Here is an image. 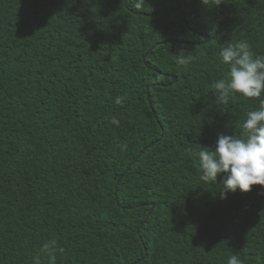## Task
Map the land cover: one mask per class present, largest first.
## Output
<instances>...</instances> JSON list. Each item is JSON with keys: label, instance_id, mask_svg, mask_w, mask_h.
I'll return each instance as SVG.
<instances>
[{"label": "trees", "instance_id": "16d2710c", "mask_svg": "<svg viewBox=\"0 0 264 264\" xmlns=\"http://www.w3.org/2000/svg\"><path fill=\"white\" fill-rule=\"evenodd\" d=\"M136 2L0 0V264L51 239L56 264H264V187L222 199L196 155L258 107L210 85L229 43L264 55V0Z\"/></svg>", "mask_w": 264, "mask_h": 264}, {"label": "clouds", "instance_id": "9594fccd", "mask_svg": "<svg viewBox=\"0 0 264 264\" xmlns=\"http://www.w3.org/2000/svg\"><path fill=\"white\" fill-rule=\"evenodd\" d=\"M145 0H137L134 7L140 9ZM207 5L209 0H202ZM219 6L222 0H214ZM220 62L228 66L225 77L214 81L210 87L216 99L226 103L228 99L237 94L245 98H257L258 107L248 111L242 124L245 135L220 134L215 147L203 146L197 150L201 168L200 180L217 183L221 177V198L226 199L228 193L239 190L242 193L251 191L252 186L264 187V55H255L246 40L229 43L220 49ZM191 56H179L178 65L190 63ZM117 104L122 98H117ZM111 124L119 125V120L113 116ZM120 150L126 151L127 145H121ZM264 195V192L260 193ZM62 252L57 241L51 239L43 243L39 253L33 257V264H42L41 257L47 259L48 264H56V253ZM227 264H243L239 255L233 253L227 259Z\"/></svg>", "mask_w": 264, "mask_h": 264}, {"label": "bare ground", "instance_id": "6f19581e", "mask_svg": "<svg viewBox=\"0 0 264 264\" xmlns=\"http://www.w3.org/2000/svg\"><path fill=\"white\" fill-rule=\"evenodd\" d=\"M3 73V72H2ZM6 74V73H5ZM21 76V75H20ZM32 77V76H31ZM22 78V77H21ZM4 82V81H3ZM18 82V81H17ZM60 83V82H59ZM63 84V83H62ZM5 85V84H4ZM20 86V85H19ZM18 86V87H19ZM6 87V86H5ZM21 88V87H20ZM8 90V89H7ZM18 90V89H17ZM47 90V89H46ZM56 90V89H55ZM2 91V90H1ZM8 92V91H7ZM15 92V91H14ZM16 93V92H15ZM2 95V94H1ZM15 98V97H14ZM1 100V99H0ZM80 100V99H79ZM80 107V106H79ZM27 108H29V107H27ZM26 108V109H27ZM36 109V108H35ZM40 109V108H39ZM55 109V108H54ZM78 110V109H77ZM85 110V109H84ZM97 110V109H96ZM25 112V111H24ZM32 112V111H31ZM58 112V111H57ZM16 113V112H15ZM14 113V114H15ZM28 113V112H27ZM116 113V112H115ZM18 114V113H17ZM68 114V113H67ZM120 114V113H119ZM30 115V114H29ZM44 115V114H43ZM31 116V115H30ZM95 116V115H94ZM99 116V115H98ZM105 116V115H104ZM124 116V115H123ZM37 117V116H36ZM49 117V116H48ZM84 118H85V116H84ZM35 119V118H34ZM25 120V119H24ZM29 120V119H28ZM31 121V120H30ZM128 121V120H127ZM20 122V121H19ZM100 122H101V120H100ZM99 122V123H100ZM21 123V122H20ZM43 123V122H42ZM55 123V122H54ZM64 123V122H63ZM126 123V122H125ZM130 123V122H129ZM139 123V122H138ZM7 124H10V123H7ZM28 124V123H27ZM30 124V123H29ZM45 124V123H44ZM97 124V123H96ZM93 125H94V123H93ZM1 126V125H0ZM9 126V125H8ZM33 126V125H32ZM97 126V125H96ZM108 126V125H107ZM114 126V125H113ZM130 126H132V125H130ZM12 127V126H11ZM52 127V126H51ZM57 127V126H56ZM109 127V126H108ZM39 129V128H38ZM56 129V128H55ZM108 129V128H107ZM110 129V128H109ZM124 129H125V127H124ZM18 130V129H17ZM70 130V129H69ZM84 130H86V128H84ZM103 130V129H102ZM113 130V129H112ZM115 130V129H114ZM121 130V129H120ZM147 130V129H146ZM41 131V130H40ZM59 131V130H58ZM109 131H111V130H109ZM141 131V130H140ZM22 132V131H21ZM26 132V131H25ZM24 132V133H25ZM69 132V131H68ZM103 132H104V130H103ZM125 132V131H124ZM112 133V132H111ZM27 134V133H26ZM110 134V133H109ZM113 134V133H112ZM115 134V133H114ZM126 133H124V135H125ZM39 135V134H38ZM43 135V134H42ZM51 135V134H50ZM108 135V134H107ZM106 135V136H107ZM55 136V135H54ZM66 136V135H65ZM84 136V135H83ZM114 136V135H113ZM144 136V135H143ZM4 137V136H3ZM8 137V136H7ZM41 137V136H40ZM119 137V136H118ZM122 137V136H121ZM133 137V136H132ZM137 137V136H136ZM155 137V136H154ZM24 138V137H23ZM55 138V137H54ZM76 138V137H75ZM111 138V137H110ZM120 138V137H119ZM135 138V137H134ZM1 139V138H0ZM24 139H26V138H24ZM103 139V138H102ZM108 139V138H107ZM136 139V138H135ZM22 140V139H21ZM36 141V140H35ZM120 141V140H119ZM124 141V140H123ZM6 142V141H5ZM18 142V141H17ZM21 142V141H20ZM29 142H30V140H29ZM109 142V141H108ZM113 142V141H112ZM133 142V141H132ZM136 142V141H135ZM99 143V142H98ZM134 143V142H133ZM167 143V142H166ZM112 144V143H111ZM131 144V143H130ZM168 144V143H167ZM176 144V143H175ZM22 145V144H21ZM31 145H33V144H31ZM44 146V145H43ZM160 146V145H159ZM73 147V146H72ZM137 147V146H136ZM155 147V146H154ZM158 147V146H157ZM23 148V147H22ZM46 148V147H45ZM63 148V147H62ZM71 148V147H70ZM107 148V147H106ZM141 148V147H140ZM143 148V147H142ZM27 149V148H26ZM148 149V148H147ZM151 149V148H150ZM2 150V149H1ZM52 150V149H51ZM68 150V149H67ZM15 151V150H14ZM52 151H54V150H52ZM57 151V150H56ZM73 151V150H72ZM90 151V150H89ZM24 152V151H23ZM91 152V151H90ZM5 153V152H4ZM55 153V152H54ZM77 153H79V152H77ZM100 153V152H99ZM117 153V152H116ZM119 153V152H118ZM158 153V152H157ZM168 153V152H167ZM166 153V154H167ZM83 154V153H82ZM107 154V153H106ZM59 155V154H58ZM171 155V154H170ZM6 156V155H5ZM17 156V155H16ZM26 156V155H25ZM33 156V155H32ZM35 156V155H34ZM155 156V155H154ZM162 156V155H161ZM164 156V155H163ZM172 156V155H171ZM189 157V156H188ZM11 158V157H10ZM16 158V157H15ZM67 158V157H66ZM65 158V159H66ZM109 158V157H108ZM124 158V157H123ZM18 159V158H17ZM132 161V160H131ZM156 161V160H155ZM185 162V161H184ZM48 163V162H47ZM177 163H180L179 161L177 162ZM188 163V162H187ZM44 164V163H43ZM180 165H181V163H180ZM173 166V165H172ZM41 167V166H40ZM60 167V166H59ZM120 167V166H119ZM124 167V166H123ZM190 167H192V166H190ZM139 168V167H138ZM185 168V167H184ZM36 169V168H35ZM141 169V168H140ZM148 169V168H147ZM173 169V168H172ZM189 169V168H188ZM184 170V169H183ZM149 171V170H148ZM191 171V170H190ZM176 172V171H175ZM179 172H181V171H179ZM183 172V171H182ZM68 173V172H67ZM131 173V172H130ZM57 174V173H56ZM118 174V173H117ZM150 174V173H149ZM102 175V174H101ZM105 175V174H104ZM156 174H154V176H155ZM164 175V174H163ZM173 175V174H172ZM80 176V175H79ZM107 177V176H106ZM146 177V176H145ZM169 177V176H168ZM171 177V176H170ZM174 177H176V175L174 176ZM178 177H179V175H178ZM188 177V176H187ZM25 178V177H24ZM85 178V177H84ZM102 178H104V176L102 177ZM160 178V177H159ZM59 179V178H58ZM80 179V178H79ZM90 179V178H89ZM101 179V178H100ZM121 179V178H120ZM70 180V179H69ZM76 180V179H75ZM109 180V179H108ZM115 180V179H114ZM167 180V179H166ZM169 180V179H168ZM174 180V179H173ZM180 180V179H179ZM117 181V180H116ZM152 181V180H151ZM184 181V180H183ZM187 181V180H186ZM64 182V181H63ZM129 182V181H128ZM178 182V181H177ZM181 182H182V180H181ZM55 183H57V182H55ZM86 183V182H85ZM98 183H100V182H98ZM111 183V182H110ZM109 183V184H110ZM121 183V182H120ZM136 183V182H135ZM173 183V182H172ZM179 183V182H178ZM126 184H128V183H126ZM131 184V183H130ZM139 184V183H138ZM101 185V184H100ZM163 185V184H162ZM58 186V185H57ZM77 186V185H76ZM186 186V185H185ZM86 187V186H85ZM84 187V188H85ZM105 187V186H104ZM113 187V186H112ZM111 187V188H112ZM115 188V187H114ZM135 188V187H134ZM133 188V189H134ZM61 189V188H60ZM121 189H122V185H121ZM142 189V188H141ZM163 189H164V187H163ZM188 189V188H187ZM98 190V189H97ZM82 191V190H81ZM80 191V192H81ZM118 191H119V188H118ZM187 191H189V190H187ZM49 192H50V190H49ZM120 192V191H119ZM166 192V191H165ZM186 192V191H185ZM184 192V193H185ZM190 192V191H189ZM183 193V192H182ZM181 193V194H182ZM63 194V193H62ZM126 194V193H125ZM146 194H148V193H146ZM180 194V195H181ZM45 195V194H44ZM112 195V194H111ZM119 195H120V193H119ZM133 195V194H132ZM184 195V194H183ZM189 195V194H188ZM247 195V194H246ZM76 196V195H75ZM81 196V195H80ZM91 196V195H90ZM139 196H141V195H139ZM190 196V195H189ZM130 197V196H129ZM161 197V196H160ZM236 197V196H235ZM87 198H89L88 196H87ZM167 198V197H166ZM244 198V197H243ZM62 199H63V197H62ZM69 199L71 200V198L69 197ZM157 199V198H156ZM190 199H191V197H190ZM84 200V199H83ZM89 200V199H88ZM91 200H93V199H91ZM105 200V199H104ZM46 201V200H45ZM53 201V200H52ZM59 201V200H58ZM114 201V200H113ZM237 201V200H236ZM40 202V201H39ZM102 202V201H101ZM123 202V201H122ZM46 203V202H45ZM44 203V204H45ZM76 203V202H75ZM87 203V202H86ZM94 203H95V201H94ZM125 203V202H124ZM165 203V202H164ZM179 203H181V202H179ZM48 204V203H47ZM92 204H93V202H92ZM126 204H128V203H126ZM95 205V204H94ZM180 205V204H179ZM85 206V205H84ZM87 206V205H86ZM85 206V207H86ZM175 206V205H174ZM88 207V206H87ZM90 207V206H89ZM181 207V206H180ZM187 207V206H186ZM46 208V207H45ZM119 208V207H118ZM140 208V207H139ZM142 208V207H141ZM146 208V207H145ZM44 209V208H43ZM63 209V208H62ZM83 209H85V208H83ZM92 209V208H91ZM112 209V208H111ZM138 209V208H137ZM78 210V209H77ZM121 210V209H120ZM125 210H126V208H125ZM135 210V209H134ZM158 210V209H157ZM91 211H93V210H91ZM54 212V211H53ZM80 212V211H79ZM78 212V213H79ZM88 212H89V210H88ZM114 212V211H113ZM141 212V211H140ZM57 213V212H56ZM82 212H80V214H81ZM86 213H87V211H86ZM96 213V212H95ZM130 213V212H129ZM167 213H169V212H167ZM179 213V212H178ZM102 214V213H101ZM133 214V213H132ZM188 215V214H187ZM241 215V214H240ZM82 216V215H81ZM172 216V215H171ZM87 217V216H86ZM120 217V216H119ZM141 217V216H140ZM166 217V216H165ZM235 217V216H234ZM88 218V217H87ZM99 218H101V217H99ZM183 218V217H182ZM82 219H83V217H82ZM234 219V218H233ZM84 220H85V218H84ZM94 220H96V219H94ZM99 220V219H98ZM122 220V219H121ZM160 220V219H159ZM231 220V219H230ZM92 221V220H91ZM160 221H162V220H160ZM90 222V221H89ZM117 222V221H116ZM157 222H159V221H157ZM183 222V221H182ZM151 223V222H150ZM164 223V222H163ZM90 224V223H89ZM93 224V223H92ZM164 226V225H163ZM170 226V225H169ZM173 226V225H172ZM239 227V226H238ZM144 229V228H143ZM178 230V229H177ZM167 232V231H166ZM244 232V231H243ZM141 233V232H140ZM241 234H243V233H241ZM233 237V236H232ZM234 242V241H233ZM141 245V244H140ZM231 248V247H230ZM224 255H225V253H224ZM227 255V254H226ZM148 256V255H147ZM228 257V256H227ZM224 260V259H223ZM226 263V262H225Z\"/></svg>", "mask_w": 264, "mask_h": 264}, {"label": "water", "instance_id": "95a60500", "mask_svg": "<svg viewBox=\"0 0 264 264\" xmlns=\"http://www.w3.org/2000/svg\"><path fill=\"white\" fill-rule=\"evenodd\" d=\"M209 40V36L208 35H203V40L200 42V43H205V42H207ZM172 79H173V82H175L176 80H177V77L175 76V75H173L172 76ZM149 88H150V86H148V88H147V92H146V94H147V99H148V103H149V105L150 106H152V104H151V96H150V91H149ZM154 143H151L149 146H152ZM143 152V151H142ZM141 152V153H142ZM140 153V154H141ZM152 207H153V205H152ZM151 213V209H150V211L148 212V214H150ZM147 218V217H146ZM146 218L144 219V220H146ZM140 226H142V223L140 224ZM139 226V227H140Z\"/></svg>", "mask_w": 264, "mask_h": 264}]
</instances>
